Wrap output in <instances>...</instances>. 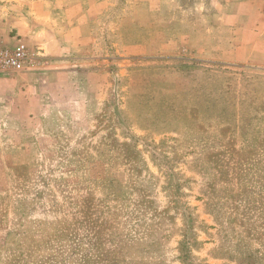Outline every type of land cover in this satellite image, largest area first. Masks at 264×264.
<instances>
[{
    "label": "rangeland",
    "instance_id": "1",
    "mask_svg": "<svg viewBox=\"0 0 264 264\" xmlns=\"http://www.w3.org/2000/svg\"><path fill=\"white\" fill-rule=\"evenodd\" d=\"M113 3L89 115L26 163L0 154V264H264V68L119 56Z\"/></svg>",
    "mask_w": 264,
    "mask_h": 264
},
{
    "label": "crops",
    "instance_id": "2",
    "mask_svg": "<svg viewBox=\"0 0 264 264\" xmlns=\"http://www.w3.org/2000/svg\"><path fill=\"white\" fill-rule=\"evenodd\" d=\"M172 1L124 0L122 14L109 20L116 25L114 52L129 57L194 50L210 60L264 68V0H181L177 9ZM113 4L0 0V38L25 41L33 55L24 70L0 74V154L9 164L52 147L44 130L50 122L89 115L106 80L98 26ZM161 7L160 28L151 31Z\"/></svg>",
    "mask_w": 264,
    "mask_h": 264
},
{
    "label": "built area",
    "instance_id": "3",
    "mask_svg": "<svg viewBox=\"0 0 264 264\" xmlns=\"http://www.w3.org/2000/svg\"><path fill=\"white\" fill-rule=\"evenodd\" d=\"M32 58L30 48L23 41L10 44L0 38V74L22 71Z\"/></svg>",
    "mask_w": 264,
    "mask_h": 264
}]
</instances>
